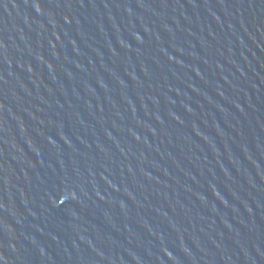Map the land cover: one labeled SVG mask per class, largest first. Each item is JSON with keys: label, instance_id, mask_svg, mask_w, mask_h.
Instances as JSON below:
<instances>
[{"label": "water", "instance_id": "water-1", "mask_svg": "<svg viewBox=\"0 0 264 264\" xmlns=\"http://www.w3.org/2000/svg\"><path fill=\"white\" fill-rule=\"evenodd\" d=\"M0 264H264V0H0Z\"/></svg>", "mask_w": 264, "mask_h": 264}]
</instances>
